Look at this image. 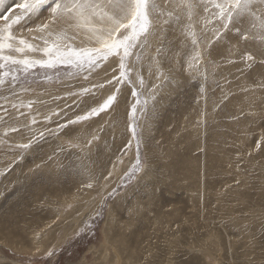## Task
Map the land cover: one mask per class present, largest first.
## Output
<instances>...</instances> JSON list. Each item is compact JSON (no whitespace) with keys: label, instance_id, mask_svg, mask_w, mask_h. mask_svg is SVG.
<instances>
[{"label":"rangeland","instance_id":"1","mask_svg":"<svg viewBox=\"0 0 264 264\" xmlns=\"http://www.w3.org/2000/svg\"><path fill=\"white\" fill-rule=\"evenodd\" d=\"M4 8L19 14L13 0ZM37 22L16 27L29 37ZM177 28L133 50L137 83L118 85L112 108L58 134L116 92L115 63L88 80L64 68L29 77L20 98L43 101L38 123L0 144V264H264V44L230 31L190 67ZM38 132L28 151L14 147Z\"/></svg>","mask_w":264,"mask_h":264},{"label":"snow or ice","instance_id":"2","mask_svg":"<svg viewBox=\"0 0 264 264\" xmlns=\"http://www.w3.org/2000/svg\"><path fill=\"white\" fill-rule=\"evenodd\" d=\"M19 14L7 16L9 9L4 8L5 0H0V122L7 125L0 133V144L6 143L10 133H20L22 128L38 123L32 110L36 103L20 98V93L32 91L29 77L37 69L57 70L59 68L75 70L68 75H82L88 80L97 69L111 66L112 75L105 83L113 85L116 92L108 95L102 104L92 108L84 115L57 125L52 134L64 132L69 125L78 124L106 112L118 102V85H135L131 73L134 68L128 58L133 50L145 48L149 38L164 36L169 30L179 26L181 34L190 38L192 45L189 66L198 65L203 52L215 47L223 36L234 31L242 40L256 39L264 44V0H13ZM47 14L45 17L44 14ZM24 22L21 25V22ZM30 34L25 37L16 26H26ZM247 21L249 27L243 29ZM201 25L200 34L196 25ZM203 46V51H202ZM162 55L164 46L157 48ZM179 54V53H178ZM139 55L136 59H139ZM242 59L254 62L251 53H244ZM264 63V61H261ZM250 66V65H249ZM107 71V68L104 69ZM45 79L50 77L45 76ZM115 82V84H113ZM140 83H143L142 77ZM264 87V85H261ZM104 84L81 88L80 94H90L92 88H103ZM19 89V91H17ZM7 94H4V93ZM76 95V93H71ZM136 96L135 91L132 92ZM26 109L27 111H22ZM136 108H132L135 120ZM59 115V113H56ZM23 117L29 123L19 120ZM17 121V126L8 125L7 119ZM43 119L50 120V116ZM133 137L137 129L130 125ZM31 130V129H30ZM46 131H48L46 129ZM44 139V132L31 136L27 143L15 144L21 152L32 148L38 140ZM97 137H93V140ZM71 143V142H70ZM89 144L92 141H88ZM137 142V147H138ZM260 144H257V148ZM51 159V157L49 158ZM86 187L91 188L88 183ZM53 253L49 251L47 255Z\"/></svg>","mask_w":264,"mask_h":264},{"label":"bare ground","instance_id":"3","mask_svg":"<svg viewBox=\"0 0 264 264\" xmlns=\"http://www.w3.org/2000/svg\"><path fill=\"white\" fill-rule=\"evenodd\" d=\"M177 27H178V26H177ZM177 27L174 28V30L178 31V28H177ZM172 31H173V30H171V32H172ZM180 31H182V29H181ZM168 32H169V31H168ZM174 32H175V31H174ZM176 34H178V33H176ZM176 34H175V35H176ZM172 35H174V34H172ZM172 37H173V36H172ZM156 57H157V56H156ZM157 58H158V57H157ZM156 61H157V60H156ZM151 62H152V61H151ZM161 62H162V61H161ZM162 63H163V62H162ZM104 66H105V65H104ZM161 66H162V65H161ZM166 66L168 67V66H170V64L164 65L163 67H166ZM158 67H159V66H158ZM167 67H166V68H167ZM160 68H161V67H160ZM168 68H169V67H168ZM160 70H161V69H160ZM161 71H162V70H161ZM133 72H134V71H133ZM163 73H164V72H163ZM164 74H165V73H164ZM173 74H174V72H173ZM168 75H169V74H168ZM176 75H177V74H176ZM70 77H71V76H70ZM173 78H174V77H173ZM177 79H178V78H177ZM68 80H69V79H68ZM136 83H137V82H136ZM64 85H65V84H64ZM90 85H91V84H90ZM123 89H124V88H123ZM111 90H112V89H111ZM107 91H108V90H107ZM107 91H106V92H107ZM76 92H77V91H76ZM111 92H112V91H111ZM121 92H122V91H121ZM100 93H101V91H100ZM45 95H46V94H45ZM48 95H49V94H48ZM60 95H61V94H60ZM85 95H86V94H85ZM85 95H84V96H85ZM105 95H106V94H104V96H105ZM102 98H103V97H102ZM102 98H101V99H102ZM62 99H63V98H62ZM119 100H120V99H119ZM120 102H121V101H120ZM66 103H67V102H66ZM68 104H69V103H68ZM77 104H78V103H77ZM65 107H66V104H65ZM78 134H80V133H78ZM79 186H80V184H79ZM93 188H94V187H93ZM87 192H88V191H87ZM72 196H73V194H72ZM85 197H86V196H85ZM71 198H72V197H71ZM108 222H109L108 225L111 224L112 219H110ZM76 226H77V225H76ZM42 244H43V243H42ZM42 246H43V245H42ZM105 253H106V252H105ZM109 258H110V257H109Z\"/></svg>","mask_w":264,"mask_h":264}]
</instances>
